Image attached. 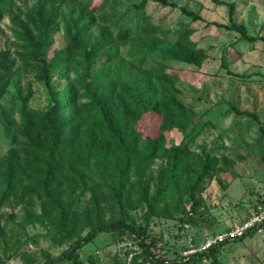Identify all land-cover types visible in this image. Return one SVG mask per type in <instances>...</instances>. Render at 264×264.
I'll use <instances>...</instances> for the list:
<instances>
[{
    "label": "rangeland",
    "instance_id": "374dc122",
    "mask_svg": "<svg viewBox=\"0 0 264 264\" xmlns=\"http://www.w3.org/2000/svg\"><path fill=\"white\" fill-rule=\"evenodd\" d=\"M6 1L7 4L0 5L3 10L0 74L3 62L11 64L12 81L0 98V161L11 150L25 157L21 110L41 112L52 102L39 65L26 58L27 50L17 35L20 27L30 23L40 5L48 14L59 7L61 15L52 28V49L66 50V22L85 10L86 20L93 22L87 40L95 41L101 29L109 30L112 37L107 49L117 55L102 56L101 50V56L94 59L86 76L83 56L76 54L66 68L59 66L53 70V88L61 91L75 81L77 105H87L88 110L93 96L85 84L92 81L93 74L107 68L110 71H106V77L101 80L102 86L107 85L109 79H115L121 92L125 82H130L137 96L147 95L139 98L146 97V104L158 102L170 114L176 106L190 118L185 126L171 124L166 121L164 112L145 106L144 113L133 124L134 132L144 139L163 138L165 148L188 144L191 151L204 156L210 154L217 160L214 173L206 178L194 200L183 190L180 196L162 199L157 211L151 213L149 233L156 243L155 254L167 260H185L188 255L203 250L208 241L225 237L236 225L257 215L264 216V134L260 129L264 127V42H251L236 31L209 24L229 23L227 4L235 2L236 22L243 25L248 34L264 36V0H222L225 4L214 0H169L176 6L149 0L142 8L139 7L142 0ZM181 6L198 13L204 20L186 15ZM183 41L190 42V58L198 63L180 60L178 48ZM49 56H53L51 49ZM120 77L121 84L117 81ZM82 80L85 83L81 84ZM121 95L131 96L125 91ZM89 112L96 111L90 109ZM97 116L100 117V111ZM167 160V155H159L147 162L140 173L131 170L128 184L133 204L127 210L139 223H145L148 207L137 202L138 183H149L150 196L154 195L161 174L169 170ZM3 169L0 163V170ZM3 179L4 175L3 178L0 175V191ZM23 182L37 186L32 176ZM60 189L63 198H67L69 185L63 183ZM97 191L102 193L103 188ZM108 193L110 197L102 201V217L106 221H119L122 219L120 208L113 200V192ZM91 196L88 189L82 196L83 206L91 203ZM34 201L35 197L32 200L28 196L24 199L15 196L1 206L0 227L9 236L13 230L20 232L21 242L15 249L6 250L0 241V264H42L46 260L44 252L56 257L70 244L52 225L58 211L53 208L45 211L40 200L35 205ZM116 254L123 264H130L142 251L130 237L121 239L112 232L100 233L81 250L85 264H111ZM219 259L221 264H264V221L257 232L246 239H231L219 252ZM138 264L150 263H143L140 257ZM194 264L212 262L203 258Z\"/></svg>",
    "mask_w": 264,
    "mask_h": 264
},
{
    "label": "trees",
    "instance_id": "16d2710c",
    "mask_svg": "<svg viewBox=\"0 0 264 264\" xmlns=\"http://www.w3.org/2000/svg\"><path fill=\"white\" fill-rule=\"evenodd\" d=\"M68 1L73 3L76 0ZM148 1L142 0L139 7L142 8ZM153 1L166 6H176L169 0ZM214 1L225 4L222 0ZM7 3L6 0H0L2 6ZM227 5L229 23L214 21L209 24L236 31L251 42L259 40L264 42V36H252L243 25L236 22L234 18L236 3L230 2ZM181 10L194 19L204 20L201 15L185 6H181ZM2 11L0 10V17ZM60 15L59 7H54L48 14L44 11V6L40 5L30 18V23L23 24L17 34L23 43L22 47L27 50L26 58L39 65L41 79L49 90L52 102L41 112L31 113L26 108L21 110L25 157L11 150L0 161L4 166V169L0 170L2 178L4 175L0 191V209L10 198L20 196L24 199L28 196L32 200L35 197L34 205L40 200L45 211L48 208L58 211V214L53 216L52 225L70 241V244L56 257L44 252L46 260L42 264H58L63 261L85 264L81 258V250L102 232L115 233L121 239L128 236L137 242L142 254L136 256L130 264H138L140 257L143 258V263L150 264H194L203 258L211 259L212 264H221L219 252L231 239L218 241L209 248L188 255L185 260L184 258L167 260L155 254L153 249L156 243L149 233L150 215L157 211L159 202L167 197L180 196L183 190L188 193L191 201L194 200L196 192L201 190L206 178L214 173L217 160L210 154L204 156L191 151L188 144L165 148L166 141L163 138L144 139L140 133L133 131V124L140 119L145 106L164 112L166 121L171 124L185 126L189 123V116L182 108L176 106L170 114L165 110V106L158 102L146 104V97L143 100L139 98L147 95L137 96L130 82H125L123 91L131 95L126 97H122L123 91L118 90L115 79H109V83L102 86L101 80L106 77V71H110L107 68L93 74L92 81L85 84L92 93L93 103L90 109H94L95 113L89 112L87 105H77L78 91L75 81L68 83L61 91L55 90L51 82L53 70L59 66L66 68L76 54L83 56L86 76L89 75L91 65L97 56L103 54L102 56L113 58L117 55V52L107 49L112 37L109 30L101 29L95 41L87 40L93 22L86 20L88 15L85 10H82L78 17H70L66 22L65 38L68 48L52 49V28ZM182 43L184 44L178 48L180 60L198 63L197 60L190 58V42ZM50 49L53 51L51 57ZM101 50L103 52L100 54ZM11 66L7 62L1 64L0 98L11 87ZM117 81L121 84V77ZM80 83L85 82L82 80ZM97 111H100V117L97 116ZM238 113L243 112L238 110ZM260 129L264 134V127L260 126ZM159 155H167L169 170L165 175L161 174L158 188L152 196L149 193V183H138L137 202L148 207L144 214L145 223H139L127 210V207L133 204L131 185L128 184L131 170L135 169L137 174L140 173L147 162L154 161ZM28 176L33 177L36 187L24 185L23 181ZM63 183L69 185L67 198H63L60 189ZM100 188H103L102 193L97 191ZM76 189L81 191L78 192ZM88 189L92 193L90 203L92 205L83 206L82 196ZM109 191L113 192V200L117 201L120 208L122 219L119 221H106L102 217V201L110 197ZM195 203L196 201L194 209ZM262 223L252 226L237 238L244 240L253 235ZM19 233L13 230L9 236L6 230L0 227V241L6 250L15 249L21 242ZM109 263L123 264L117 254Z\"/></svg>",
    "mask_w": 264,
    "mask_h": 264
},
{
    "label": "built area",
    "instance_id": "2783aa9c",
    "mask_svg": "<svg viewBox=\"0 0 264 264\" xmlns=\"http://www.w3.org/2000/svg\"><path fill=\"white\" fill-rule=\"evenodd\" d=\"M263 219H264V216L257 215L253 217L252 219L244 222L241 225H236L228 234H226L225 237L222 236L220 238L208 241L206 246L203 249L209 248L212 244L217 243L218 241L237 238L238 236L243 235L244 232L248 230L249 228H251L252 226L262 223L264 221Z\"/></svg>",
    "mask_w": 264,
    "mask_h": 264
}]
</instances>
